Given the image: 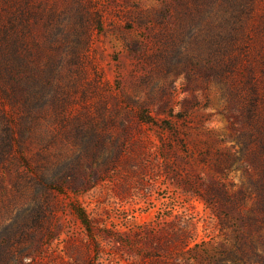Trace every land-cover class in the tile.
<instances>
[{
	"label": "rangeland",
	"instance_id": "rangeland-1",
	"mask_svg": "<svg viewBox=\"0 0 264 264\" xmlns=\"http://www.w3.org/2000/svg\"><path fill=\"white\" fill-rule=\"evenodd\" d=\"M34 2V56L53 76L52 104L69 103L41 119L29 157L49 153L85 182L34 199L24 174L39 166L1 168L0 264H245L195 189L213 178L245 189L250 172L220 85L195 78V0Z\"/></svg>",
	"mask_w": 264,
	"mask_h": 264
},
{
	"label": "trees",
	"instance_id": "trees-1",
	"mask_svg": "<svg viewBox=\"0 0 264 264\" xmlns=\"http://www.w3.org/2000/svg\"><path fill=\"white\" fill-rule=\"evenodd\" d=\"M35 13L34 0H0V169L11 163L39 166L24 174L27 184L34 185L33 198L58 200L67 190L80 189L85 180L73 185L74 178L84 177L73 166H54L49 153L41 156L42 164L29 157L40 155L31 150V143L38 137L41 119L48 117L51 106L64 118L69 103L62 96L58 105L52 104L53 76L48 66L39 69L34 56ZM207 48L210 52L203 55ZM196 49L195 78L220 85L226 116L242 144L240 166L250 172L245 189H235L221 178L203 179L206 186L195 189L222 226L234 232L235 250L228 256L264 264V0H195ZM138 116L146 124L157 123L145 108H139ZM84 125H78L81 132ZM248 198L252 204L245 208ZM46 205L38 207L45 211ZM72 205L88 227L85 210Z\"/></svg>",
	"mask_w": 264,
	"mask_h": 264
}]
</instances>
